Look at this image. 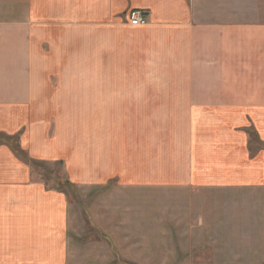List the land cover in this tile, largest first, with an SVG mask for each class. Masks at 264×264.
Segmentation results:
<instances>
[{"label":"rangeland","instance_id":"rangeland-1","mask_svg":"<svg viewBox=\"0 0 264 264\" xmlns=\"http://www.w3.org/2000/svg\"><path fill=\"white\" fill-rule=\"evenodd\" d=\"M9 1L15 12L23 13L28 0H0V8ZM188 1L199 24L264 22V0ZM104 17L97 15L95 19L101 18L97 24L118 22L129 37L151 38L150 26L137 27L134 33L127 16ZM244 28L239 29V41H248V33L254 32ZM113 43L116 48L106 55L108 61L96 62L101 74L95 78L100 85L95 86V98L88 94L87 63L79 62L75 63L80 77L77 108L30 112L35 135L43 128L39 121L46 122L45 142L20 145L16 136L27 131L28 122L17 132H10L7 122L0 124V153L7 150L15 157L17 182L29 174L35 183L62 195L68 227L62 237L67 240L63 264H264V186L233 190L190 184V140L204 126L191 125L193 110L184 108L185 94H174L183 99L164 105L159 104V95L149 92L152 88L131 93L125 90L129 86H120L154 87L158 80L149 74L158 69L162 75H173L172 63L164 60L166 54L154 58L146 52L158 41ZM179 79L177 84L182 85V72ZM159 83L167 84V76ZM119 91L129 97L120 101ZM186 98L192 101L190 96ZM9 112L0 111V119ZM6 120L11 121L10 116ZM245 130L253 155L262 145L253 127ZM56 140L58 146L68 144L65 153L57 155L56 146H50ZM73 154L78 155L76 175L66 161ZM137 172L138 177L134 176ZM151 174L153 181L146 180ZM28 196L27 191L22 192L14 206L11 198H1L0 210L33 212L35 204ZM15 240L16 247L49 242L43 236L19 233Z\"/></svg>","mask_w":264,"mask_h":264},{"label":"crops","instance_id":"crops-1","mask_svg":"<svg viewBox=\"0 0 264 264\" xmlns=\"http://www.w3.org/2000/svg\"><path fill=\"white\" fill-rule=\"evenodd\" d=\"M218 2L214 0V3ZM5 4L7 7L0 8V111L11 113L3 115L0 124L7 122L9 131L17 132L28 122L27 131L21 137L16 136L20 145L45 142L48 138L44 134L47 124L43 120L38 124L43 127L38 128L40 135H35L31 111L77 108L74 104L80 101V77L75 63H87L90 77L87 84L91 86L88 94L95 98V86H100L95 78L101 74L96 71V62L108 61L106 55H111L116 48L113 41H158L146 52L154 58L160 53L166 54L164 60L172 63L174 74L162 75L154 69L149 77L158 80L159 85L120 86H129L130 89L125 90L131 93L152 88L149 92L159 95L157 100L164 105L166 101L183 99L174 94L190 96L192 101L185 97L184 108L193 110L191 125L204 126L202 132L193 133L190 140L193 158L190 184L233 190L264 186L262 19L258 18L260 22L247 26L239 23L199 24L195 19L196 10L188 0H28L23 13L15 12L11 1ZM135 9L146 13L148 24L129 25L135 29L134 33L139 30L137 27L150 26L149 40L129 37L118 22L97 24L101 23L97 21L101 18L95 19L101 14L109 19L121 15L128 19L129 13ZM87 15L90 20L86 19ZM55 17L59 18L58 22L54 21ZM244 27L254 32L248 33V41H239V29ZM172 66L169 65L170 71ZM181 72L182 85L177 84ZM164 76H167L168 83L160 85L159 80ZM105 83L108 85L110 81ZM119 93L120 101L129 97L127 92ZM9 116L11 121L6 120ZM245 127L257 131L262 145L253 155ZM59 142L52 141L50 145L56 146L57 155L65 153L68 145L58 146ZM71 142L74 143V138ZM78 155H67L66 161L73 175L78 172L75 166ZM15 167L13 154L2 150L0 199L11 198L14 206L15 198L27 191L35 207L31 208V213L25 212V208L17 214L15 208L0 210V263L63 264L67 260L64 255L67 240L62 237L67 235L68 227L62 195L35 183L29 174L23 179L21 174L27 173L22 168V173L19 171L22 180L17 182ZM129 174L134 172L130 170ZM134 176L138 177V172ZM154 177L151 174L146 180L153 181ZM17 233L19 236L31 235V238L43 236L49 242L45 245L38 243L36 247L28 244L16 247ZM20 252L25 255L17 257Z\"/></svg>","mask_w":264,"mask_h":264},{"label":"built area","instance_id":"built-area-1","mask_svg":"<svg viewBox=\"0 0 264 264\" xmlns=\"http://www.w3.org/2000/svg\"><path fill=\"white\" fill-rule=\"evenodd\" d=\"M128 20L131 26H145L148 24V17L141 10L131 11L128 15Z\"/></svg>","mask_w":264,"mask_h":264}]
</instances>
